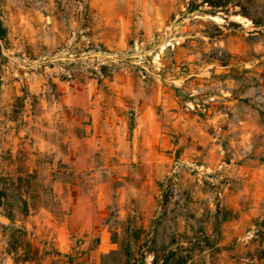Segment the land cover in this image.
Listing matches in <instances>:
<instances>
[{"label": "rangeland", "instance_id": "rangeland-1", "mask_svg": "<svg viewBox=\"0 0 264 264\" xmlns=\"http://www.w3.org/2000/svg\"><path fill=\"white\" fill-rule=\"evenodd\" d=\"M188 1L0 0V264H264V0Z\"/></svg>", "mask_w": 264, "mask_h": 264}, {"label": "trees", "instance_id": "trees-1", "mask_svg": "<svg viewBox=\"0 0 264 264\" xmlns=\"http://www.w3.org/2000/svg\"><path fill=\"white\" fill-rule=\"evenodd\" d=\"M229 4L230 2H228L227 0H189L186 3V10L188 13H192V12L198 11L199 7L203 5V6L209 7L211 10L221 9V10H224L225 12H229V9H230ZM209 13L214 14L213 11ZM102 69H104V67H101V70H100L101 73H103Z\"/></svg>", "mask_w": 264, "mask_h": 264}]
</instances>
